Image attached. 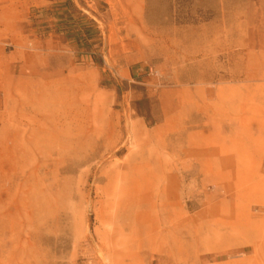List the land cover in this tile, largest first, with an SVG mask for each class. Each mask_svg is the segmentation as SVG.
Segmentation results:
<instances>
[{"label": "rangeland", "instance_id": "rangeland-1", "mask_svg": "<svg viewBox=\"0 0 264 264\" xmlns=\"http://www.w3.org/2000/svg\"><path fill=\"white\" fill-rule=\"evenodd\" d=\"M61 1L0 0V264H264V0Z\"/></svg>", "mask_w": 264, "mask_h": 264}, {"label": "trees", "instance_id": "trees-1", "mask_svg": "<svg viewBox=\"0 0 264 264\" xmlns=\"http://www.w3.org/2000/svg\"><path fill=\"white\" fill-rule=\"evenodd\" d=\"M54 16L57 18V31L63 32L66 37L74 40L80 49L87 54H94V45L99 30L95 22L75 6L72 0L61 1L55 5ZM45 9H37L36 12H44ZM39 18L35 17L34 20Z\"/></svg>", "mask_w": 264, "mask_h": 264}]
</instances>
